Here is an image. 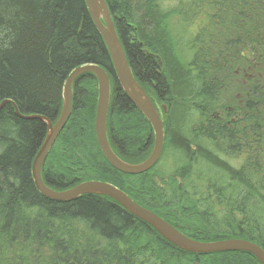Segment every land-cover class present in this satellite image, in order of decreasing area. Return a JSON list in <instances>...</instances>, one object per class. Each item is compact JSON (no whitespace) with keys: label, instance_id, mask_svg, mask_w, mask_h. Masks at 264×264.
Wrapping results in <instances>:
<instances>
[{"label":"trees","instance_id":"16d2710c","mask_svg":"<svg viewBox=\"0 0 264 264\" xmlns=\"http://www.w3.org/2000/svg\"><path fill=\"white\" fill-rule=\"evenodd\" d=\"M107 2L136 79L167 106L161 158L139 174L107 160L96 134L98 80L87 72L75 80L70 118L43 165L45 182L63 190L108 181L188 236L246 238L264 247V0H212L219 7L211 15L215 33H195L185 56L161 0ZM87 63L111 78L112 148L142 162L154 147L153 127L119 84L85 0H0V104L12 101L0 108V264H261L245 251L180 249L111 197L59 201L37 189L32 166L48 125L21 115L55 123L70 72ZM234 65L254 69L252 102L243 97L235 124ZM193 112L198 123L190 131Z\"/></svg>","mask_w":264,"mask_h":264},{"label":"water","instance_id":"95a60500","mask_svg":"<svg viewBox=\"0 0 264 264\" xmlns=\"http://www.w3.org/2000/svg\"><path fill=\"white\" fill-rule=\"evenodd\" d=\"M85 2L96 28L100 31L108 48L119 84L129 99L140 109L153 127L155 134L154 147L151 154L145 160L138 163L127 162L114 151L108 137V113L112 93L110 75L99 64L87 63L80 65L70 72L66 80L63 90L62 111L55 123L42 115H21L25 118H41L48 125L47 136L37 152L32 166L33 180L37 189L46 197L59 201L77 199L86 194L105 195L113 198L130 213L151 225L170 243L180 249L191 253L245 251L253 254L261 264H264V248L261 245L243 238H229L215 241H202L191 238L162 216L137 202L125 190L111 182L98 179L85 180L63 190L54 189L45 182L42 174L43 165L54 142L70 118L74 82L80 75L87 72L94 74L98 80L99 95L95 122L97 139L103 154L115 168L130 174L143 173L159 161L164 148V119L132 71L107 0H85ZM5 102L12 101L10 99L3 101L0 104V108ZM14 105L19 114L18 107L16 104Z\"/></svg>","mask_w":264,"mask_h":264},{"label":"rangeland","instance_id":"374dc122","mask_svg":"<svg viewBox=\"0 0 264 264\" xmlns=\"http://www.w3.org/2000/svg\"><path fill=\"white\" fill-rule=\"evenodd\" d=\"M160 3L162 8L169 13L167 21L172 35L174 36L178 44V48L181 53L180 55H189V41L191 37L194 36V34L199 30H213V27H210L211 23L213 22L211 15L214 11V8L215 10L217 8L219 9L218 5L216 4V7L214 5L210 6L209 4L212 3V0H161ZM214 20L216 23H218V20ZM213 33H215V30H213ZM153 97H156L155 94H153ZM213 99L214 96L212 99L208 98V100L205 102L209 105V103H212ZM154 100L159 105L162 113V110L164 109V106H166V104L161 103L156 98H154ZM192 111L193 110L191 109L190 112ZM213 115L214 111L212 110V118ZM190 117L191 118L188 124L190 127V131H192V127L198 123L197 112H193ZM165 164L168 165V162H164V165ZM232 164L234 166H238L240 164V160L238 159L237 161H233ZM165 168L166 167H164L163 169Z\"/></svg>","mask_w":264,"mask_h":264},{"label":"flooded vegetation","instance_id":"af4514ba","mask_svg":"<svg viewBox=\"0 0 264 264\" xmlns=\"http://www.w3.org/2000/svg\"><path fill=\"white\" fill-rule=\"evenodd\" d=\"M252 73H254L253 65L252 68H248V65H246L243 69L241 68L239 69L238 67H236V65H234V76L231 79V85H230L233 95L232 105L230 107V109H232L231 111L232 114L230 115V121L234 124L242 116V112L239 110V107L242 105V101L244 99L243 97L245 96L246 103L252 102V85H251L252 84L251 77L253 76ZM260 75L262 78H264V73H260ZM241 82H244L245 85L243 91L238 90V85ZM262 96H263V101L261 106L262 108H264V92L262 93ZM162 113H164V111H162ZM246 113H249V116H252V110H246ZM214 115L221 118L220 113L218 111Z\"/></svg>","mask_w":264,"mask_h":264},{"label":"bare ground","instance_id":"6f19581e","mask_svg":"<svg viewBox=\"0 0 264 264\" xmlns=\"http://www.w3.org/2000/svg\"><path fill=\"white\" fill-rule=\"evenodd\" d=\"M248 68H250L249 66H248ZM66 83V82H65ZM65 86V85H64ZM98 86V85H97ZM64 90V89H63ZM99 91V90H98ZM99 95V94H98ZM129 98V97H128ZM131 101V100H130ZM132 102V101H131ZM133 103V102H132ZM134 104V103H133ZM135 105V104H134ZM3 106V105H2ZM1 106V107H2ZM136 106V105H135ZM15 107V106H14ZM62 107H63V105H62ZM137 107V106H136ZM138 108V107H137ZM139 109V108H138ZM140 110V109H139ZM62 111V110H61ZM61 114V113H60ZM60 116V115H59ZM59 118V117H58ZM58 120V119H57ZM52 121V120H51ZM53 122V121H52ZM47 136V135H46ZM46 138V137H45ZM45 140V139H44ZM55 143V142H54ZM99 143V142H98ZM101 148V147H100ZM102 150V149H101ZM103 152V151H102ZM176 227V226H175ZM176 228H178V227H176ZM179 229V228H178ZM183 232V231H182ZM184 233V232H183ZM185 234V233H184ZM187 235V234H186ZM189 237H191V236H189ZM191 238H193V237H191ZM166 239V238H165ZM194 239H196V238H194ZM243 239H246V238H243ZM167 240V239H166ZM196 240H198V239H196ZM248 240H250V239H248ZM252 241V240H251ZM253 242H255V241H253ZM255 243H257V242H255ZM257 244H259V243H257ZM260 245V244H259ZM262 246V245H261ZM263 247V246H262ZM264 248V247H263ZM213 253H216V252H213ZM205 254H208V253H205Z\"/></svg>","mask_w":264,"mask_h":264}]
</instances>
